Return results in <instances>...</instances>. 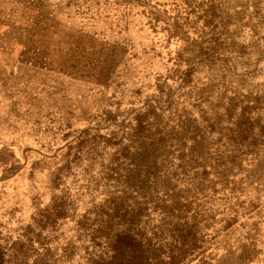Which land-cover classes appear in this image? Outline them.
<instances>
[{
    "label": "rangeland",
    "instance_id": "rangeland-1",
    "mask_svg": "<svg viewBox=\"0 0 264 264\" xmlns=\"http://www.w3.org/2000/svg\"><path fill=\"white\" fill-rule=\"evenodd\" d=\"M0 264H264V0H0Z\"/></svg>",
    "mask_w": 264,
    "mask_h": 264
}]
</instances>
